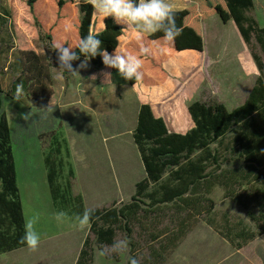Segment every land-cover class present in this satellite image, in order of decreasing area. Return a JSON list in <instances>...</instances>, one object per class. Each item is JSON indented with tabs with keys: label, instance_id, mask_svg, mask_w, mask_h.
<instances>
[{
	"label": "trees",
	"instance_id": "trees-1",
	"mask_svg": "<svg viewBox=\"0 0 264 264\" xmlns=\"http://www.w3.org/2000/svg\"><path fill=\"white\" fill-rule=\"evenodd\" d=\"M31 15L48 19L52 11L45 2L23 0ZM253 0H197L191 7L174 11L176 23L183 31L174 44H166L162 33L135 35L125 52L139 55L143 61V78L125 81L128 85L143 82L147 86L162 84L167 74L162 64L174 53L184 50L203 51L201 25L218 15L223 23L233 21L241 38L249 48L259 77L247 100L233 110L217 101L197 100L188 107L194 128L186 134L169 132L163 118L154 115L151 105H141L133 140L143 163L145 178L135 186V193L127 203H113L93 210L89 232L94 236L84 241L76 264H92L95 247L110 245L123 232L129 239V256L141 264H165L189 233L201 222L240 250L264 234V27L247 18L245 12L253 8ZM56 20L47 39L59 40L72 46L91 31L93 8L83 0H56ZM105 28L97 36L102 48L109 53L119 46L122 27L113 19L105 21ZM253 39L263 50V59L255 52ZM150 48L147 55L139 52L140 44ZM163 49V51H161ZM79 54L78 49H74ZM53 54L56 53L52 50ZM80 60L73 61L80 63ZM94 69H101L102 57L89 60ZM67 73H64V76ZM0 84V255L25 248L24 213L17 186L16 165L6 115L2 112ZM231 133L230 136L228 134ZM53 144L60 154L61 141L54 135ZM218 143L211 149V145ZM223 150L225 155L220 153ZM201 151L194 160L191 155ZM45 155L47 184L54 204L60 199L57 184L58 170L51 157ZM239 167L223 168L234 159ZM171 169L164 180L167 170ZM74 172L71 169L70 175ZM224 191V198L242 208L255 230L230 214H218L209 196L215 188ZM68 194L69 189H68ZM80 213L85 210L81 196L74 197ZM119 261V256L108 257ZM128 264V261L127 263Z\"/></svg>",
	"mask_w": 264,
	"mask_h": 264
},
{
	"label": "rangeland",
	"instance_id": "rangeland-1",
	"mask_svg": "<svg viewBox=\"0 0 264 264\" xmlns=\"http://www.w3.org/2000/svg\"><path fill=\"white\" fill-rule=\"evenodd\" d=\"M253 1V8L246 11L245 15L256 21L259 27H264V0ZM55 4L56 0L45 2L52 11V16L45 19L40 15H31L23 0H0V84L4 91L1 96L2 112L9 125L25 223L38 217L35 229L41 237L37 251L29 252L25 247L15 256L5 258L3 255L0 257V263L3 264H76L84 241L90 237L94 243V236L89 232L90 227L81 231L75 226V217L82 213L74 197L81 196L85 209L127 203L134 195L137 183L145 178L139 150L133 140L134 119L130 111L125 113L126 103L107 91L103 99L105 113L102 120H97L96 116H91L92 112L87 113L81 103L85 99L82 100L80 94L77 95L79 99L72 94H68L69 97L67 94L62 95L64 81L60 78L51 41L47 39L50 34L48 30L57 18ZM215 21L209 26L215 32L220 30L221 44L215 45L207 38L206 50L208 58L218 59V64L212 58L206 71L197 76L195 86L187 84L188 90L180 106L172 107V103L182 96H179L182 89L177 88L179 83L175 90L166 94L162 104L167 105L164 109L167 119L174 113L182 115L186 112L183 107L185 103L190 102V105L197 100L221 102L229 110L238 108L247 100L259 77V72L251 68L253 59L250 50L235 24L230 22L222 26V22L215 24L218 20ZM209 34L210 31L205 30L206 37ZM252 42L255 52L263 59V50L254 39ZM244 56H247L250 65L248 74L240 75L242 82L235 84V90L229 91L230 85L222 84L224 76L221 78L216 73L229 72L231 68L238 72L241 69L240 57ZM88 64L91 65L90 62ZM201 64L205 66L206 59L202 58ZM80 70V73L89 71L87 68ZM183 75L180 80L181 84L184 79L182 85L188 73L184 71ZM21 83L23 93L17 101L14 99L16 87ZM50 103L54 106L52 113L40 109ZM155 110L158 111L156 106ZM28 113H31V117L23 119V115ZM54 135L61 141L60 154H57L53 144ZM117 135L120 136L115 138ZM217 145L215 142L211 149ZM50 151L59 172L57 184L60 187V199L57 204L51 198L44 162L45 155ZM200 153L195 151L191 159L194 160ZM220 153L225 155L223 150ZM241 164L242 161L235 158L222 167L235 168ZM71 169L73 176L70 175ZM170 170H167L164 180ZM209 197L213 199L218 214L228 213L234 220H241L248 228L255 230L246 212L225 199L221 188H215ZM60 211L68 214L62 223L55 220V214ZM117 234L116 239L126 238L121 231ZM250 247L249 254L257 252L264 255V236L256 238ZM99 249L95 247L92 264H126L128 261L129 252L119 256L116 262L100 256Z\"/></svg>",
	"mask_w": 264,
	"mask_h": 264
},
{
	"label": "crops",
	"instance_id": "crops-1",
	"mask_svg": "<svg viewBox=\"0 0 264 264\" xmlns=\"http://www.w3.org/2000/svg\"><path fill=\"white\" fill-rule=\"evenodd\" d=\"M83 1L87 3V0ZM195 1L197 0H169L170 4L172 5L173 11H181L187 9L193 4H195ZM215 20H218L215 24H220V22H222L218 15H214L213 17H210L209 20L203 22L201 25L202 35H204V47L202 52H197L195 50L180 51L174 53L162 64V69H164L165 73L167 74V77L165 81L160 85L147 86L143 82H138L134 85H128L125 82L126 80L118 74V71L116 69L107 68L104 65L101 69L96 70L92 65L88 64L87 69H89V71H86L84 73L79 72L80 76L72 75L68 72L65 77L63 76L64 90L62 95L72 94L76 96V99H79L77 95L80 94L82 100L85 99V101H81V103L86 108L87 113H89L88 111H90L92 112L91 116H96L97 120H99L100 118L102 120V117L105 113L103 99L105 93L108 91L109 95H112L115 98L117 97L123 103H126L125 113L127 114L130 111L131 116L134 119L133 125L135 124V126H133V131L135 130L137 125L135 121L138 117V111L140 106L148 104L151 105L153 113L156 117L163 118L169 132L186 134L194 128V123L191 119L192 117H190L188 113V107L190 102H186L185 106H183L186 111L185 113H183L182 115L180 113H174L173 116L167 119L164 115V109L167 107V105L162 104V101L165 99L166 94L176 89V86L179 83V86L177 88L182 89V91H179V96H182L172 103V107L175 108L177 105L180 104V101L183 98L186 90H188L187 84L188 86H195L197 76L200 75L202 72L206 71V68L208 67L207 65L213 58H208V52L206 50L207 38L210 42L214 43L215 45L221 44L222 40L220 30L215 32L209 26V24L211 22H214ZM105 21L106 19L104 20L98 15H93L91 32L94 34L102 32L105 28ZM230 22L233 21L229 20V22L227 23L222 22V26H225ZM119 26L123 27L122 25ZM205 30L210 31V36L206 37ZM135 35L137 34L129 30H123V35L120 37L118 47L125 52L126 46L132 41ZM202 58L206 59V65L203 67L201 64ZM217 60L218 59L214 60L215 64H218ZM240 62V73L239 71H234L232 68V71L230 70L229 72L218 71V73H216L218 76H221V78L223 76L224 78L226 76L229 77L226 80L224 78L222 79V84L230 85L229 88L227 87L229 91L235 90V84H240L242 82L241 76L248 74L247 69L250 65L248 64L247 56L240 57ZM72 63L73 68H76L80 64L75 62ZM251 68L257 70V66L255 65L254 61L251 63ZM184 71L187 72L188 75L185 76L187 77V79L182 85L184 79L181 81V84L180 80L184 77ZM104 73H111L110 81L105 78V76L103 75ZM92 77H95V79H93ZM90 97L92 98L91 103L89 102ZM65 102H67V100ZM155 106L158 110L157 112L155 110ZM63 108L61 107V109ZM98 122L100 123V121ZM119 136L117 135L115 138H118ZM263 236L264 234L259 237ZM251 244L252 242L249 243L246 247H243L240 250H236L226 240L220 237L216 233V231L212 230L205 223H202L198 224V226H196L189 233V235H187L182 244L169 257L165 264H264L263 254L261 255V253L257 252L254 254L248 253L249 248H252L250 247ZM22 249L23 248L3 255L6 256L5 258H7L8 256H15L19 254L20 250ZM3 255H0V257Z\"/></svg>",
	"mask_w": 264,
	"mask_h": 264
},
{
	"label": "clouds",
	"instance_id": "clouds-1",
	"mask_svg": "<svg viewBox=\"0 0 264 264\" xmlns=\"http://www.w3.org/2000/svg\"><path fill=\"white\" fill-rule=\"evenodd\" d=\"M93 8V15H98L102 19L112 18L117 25H122V30H129L137 34V39L142 41L145 35L162 33L161 39L166 44H174L176 39L182 35L183 29L176 23V15L169 0H87ZM79 50V54L74 51ZM51 50L56 53L60 78L63 72L72 75H79L80 69L88 67L89 60L97 55L102 57V62L107 68H114L118 74L127 81H140L143 78V61L139 55L124 52L119 47L109 53L102 48V40L97 34L91 31L87 36L82 37L75 47L67 46L59 40L51 42ZM163 51V49L161 50ZM139 52L147 55L150 48L143 43L140 44ZM81 55L84 59L80 64L73 68V61L80 60ZM105 78L110 81L111 73H104ZM95 79V77H92ZM23 93V84H18L14 99L19 101ZM46 113H52L54 106L51 103L46 108H40ZM31 113L23 115V119L28 120ZM68 218L64 211L55 214V220L62 223ZM93 218V210L85 209L82 214L75 217L76 227L84 231L89 228ZM38 217L26 221L24 236L20 243L26 245L29 252L38 250L41 237L35 229ZM129 252V240L127 238L115 239L110 245H102L99 255L102 257L123 256ZM128 264H141L140 259L129 256Z\"/></svg>",
	"mask_w": 264,
	"mask_h": 264
}]
</instances>
